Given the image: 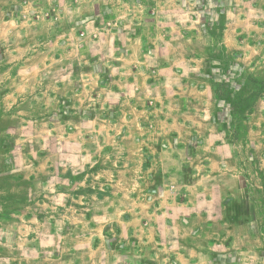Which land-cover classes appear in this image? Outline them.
<instances>
[{
  "label": "crops",
  "instance_id": "0c3cea01",
  "mask_svg": "<svg viewBox=\"0 0 264 264\" xmlns=\"http://www.w3.org/2000/svg\"><path fill=\"white\" fill-rule=\"evenodd\" d=\"M196 2L203 19L191 17L182 27L179 10ZM77 3L74 10L88 15L89 23L102 24L98 19L105 11L109 23L120 24L104 36L106 48L94 54L90 84L79 83L75 75L71 80L69 113L91 117L67 129L66 120L42 104L41 116L1 132L23 138L15 148L25 165L15 164L16 171L30 170L34 178L45 173L44 182L56 170L64 184L68 174L96 165L105 173L96 183L108 185L109 195L95 197L89 207L67 203L59 209L65 216H85L84 224L69 228L70 243L67 236L54 240L46 222L54 208L49 202L42 210L26 205L0 211L26 217L24 224L2 226L11 237L0 240V264H264V93L251 102L242 119L245 139L238 141L228 137L230 110L217 91L221 84L234 91L257 85L264 75V0ZM134 9L152 10L155 21L158 11H170L172 31L154 49L143 45L148 39L156 43L155 36L125 29ZM213 10L222 17L217 37L211 36L214 22L207 15ZM196 41L203 53L193 47ZM152 63L156 76L146 81ZM145 93L152 106L141 110ZM29 137L40 146L35 145L41 158L36 163H29ZM138 169L144 170L142 176L130 174ZM131 185H137L134 196ZM231 204L236 208L229 210ZM38 213L45 221L29 225V216L38 218ZM19 232L27 235L21 241ZM124 233L136 241L123 240Z\"/></svg>",
  "mask_w": 264,
  "mask_h": 264
},
{
  "label": "rangeland",
  "instance_id": "374dc122",
  "mask_svg": "<svg viewBox=\"0 0 264 264\" xmlns=\"http://www.w3.org/2000/svg\"><path fill=\"white\" fill-rule=\"evenodd\" d=\"M77 2L78 0H0V211L20 209L26 205H29V208L35 206L41 209L44 202H49L54 208H50V217L46 222L52 228L56 242L63 238L65 240V237L69 235V228L85 223V216L81 217L79 213L70 212L65 216L59 209L68 208L65 207L67 203L71 206L89 207L95 197L101 198L103 195H109L108 185L96 183L100 178L97 176L105 175V173L96 168V165L79 169L75 173L68 174L69 178L63 184L60 180L61 174L56 170H52V173L48 175L49 181L44 178V182L42 177L45 173L41 172L40 177L34 178L30 170L29 174L26 169L16 171L13 169L15 164L25 165V162L20 161L19 153L15 148L21 147L20 143L23 138L6 136L1 130H8L10 127L19 128L25 122L23 120L41 116L42 104L47 106L45 110L49 109L51 114L57 113L60 118L65 119L67 129L72 128L74 121L78 122L80 119L86 121L91 117L89 114L81 113L79 118L69 113L71 110L69 106L74 96L71 80L75 75L74 77L79 78V83L90 84L88 71L94 62V54L98 48H103V50L106 48L104 36L110 35L113 31L111 29H117L120 24L109 23V14L105 11L98 19L102 24L89 23L88 15H80L74 10L72 4L78 5ZM200 7V4L196 2L191 9L179 10V16H177L179 24L185 28V23H189L191 17L192 19L196 17L203 19ZM158 15L155 21L152 10L137 11L134 9L130 13L129 22L124 21L127 31L144 30L148 35L150 34L149 36H155L157 42L148 39L143 45L145 49L150 46L154 49L156 44L162 43L161 37L172 31L170 11L160 10ZM207 15L210 18L209 21L214 22L211 36H220L221 12L213 10ZM198 22L201 24V21ZM202 29L208 31L206 25ZM192 30L195 31V29ZM81 45H84L82 52L78 51ZM192 45L197 51L203 53V46L200 42L196 41ZM228 59H225L224 64L229 62ZM154 65L153 63L147 65L148 73L143 76L146 81H154L156 76V73L152 71L155 69ZM43 69L45 71L42 72ZM256 80L257 85L246 84L236 91L234 88L227 89L225 84L218 86L217 91L225 98L227 108L230 110L226 113L231 120L230 127L226 130L230 132L228 137L231 140L245 139L246 125L242 119L252 110L255 99L264 93V75ZM150 100L149 94L145 93L139 108L141 110L150 108L152 106ZM55 139L51 138V145H55ZM33 140H35L33 137H29V145H27L29 163L31 161L36 163L41 159L37 158L40 153L35 155V147L37 146L40 150V146ZM92 143L93 141L90 140V144ZM129 145L132 146L133 143L130 141ZM27 146H23L24 150ZM10 162L14 163L11 167H9ZM143 171L133 170L130 174L142 176ZM18 172L22 173L17 175ZM148 174L152 175L154 171H148ZM136 189L137 185L130 186L133 196L137 193ZM235 208V204L229 205V210ZM70 209L73 210L72 207ZM85 213H87V221L92 220L91 209ZM41 215L42 213H38V218L29 216V225L37 226L43 223L45 220H42ZM25 218L6 217L1 214L0 240L7 241L11 237L2 226L24 224ZM79 219H84V221H79ZM65 231L67 234H64ZM18 236V240L21 241L22 237L27 235L19 232ZM78 236L76 235L74 240H77ZM121 238L130 243L136 241L134 237L126 236L125 233ZM67 242L73 241L68 238Z\"/></svg>",
  "mask_w": 264,
  "mask_h": 264
}]
</instances>
